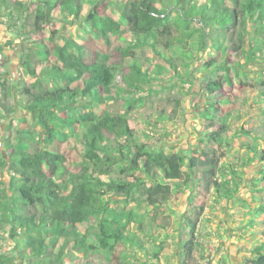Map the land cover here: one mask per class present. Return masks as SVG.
Instances as JSON below:
<instances>
[{
  "label": "trees",
  "instance_id": "1",
  "mask_svg": "<svg viewBox=\"0 0 264 264\" xmlns=\"http://www.w3.org/2000/svg\"><path fill=\"white\" fill-rule=\"evenodd\" d=\"M103 2L117 11V18L98 12ZM56 21L82 27L106 44L117 36L118 58L100 52L86 59L83 45L72 35L47 30ZM0 25L21 40L23 70L17 87L0 83V106L13 111L14 105L2 98L14 93L21 113L4 140L8 151L0 154V167L8 165L12 172L8 186L0 185V232L5 230L11 240L0 252V264H135L126 261V248L121 259L111 258L119 243L140 251L142 264H160L163 244L151 249L139 234L146 230L145 215L138 210L142 205L153 209L150 222L165 229L171 224L167 211L181 186L197 187L202 203L212 191L216 197H233L219 178L224 168L215 157L229 142L228 113L220 115L218 108L224 100L205 101L203 148L189 154H169L162 146L139 142L126 112L105 107L99 113L95 108L122 94L132 109L143 100L135 92L167 72L190 81L187 66L208 41L218 52L202 64L203 84L211 96L230 82L231 73L246 75L239 59L228 54L246 61L256 53L264 55V0H0ZM254 80L264 87L263 77ZM260 92L258 103L264 102V89ZM156 112L160 119L167 117L164 107ZM67 137L83 146L77 171L66 167L63 154L49 149ZM258 138L264 143V125ZM247 146L264 164V149ZM261 172L264 191V167ZM130 200L135 207H116L115 202ZM254 209L264 212V202ZM202 210L194 217L181 216L186 230L179 240V264H199L196 250L202 243L195 233ZM260 223L264 226V217ZM252 251L250 263L264 264V239Z\"/></svg>",
  "mask_w": 264,
  "mask_h": 264
},
{
  "label": "rangeland",
  "instance_id": "2",
  "mask_svg": "<svg viewBox=\"0 0 264 264\" xmlns=\"http://www.w3.org/2000/svg\"><path fill=\"white\" fill-rule=\"evenodd\" d=\"M98 12L110 14L114 18L118 17L117 11L112 10L105 2L101 3ZM54 13H58V10ZM54 28L60 29L62 35L69 33L78 43L82 44L88 60L100 52H107L113 60L118 58L119 40L117 36H111V43L106 44L102 39L93 38L82 27L74 24L56 21L47 26V30ZM20 44L21 40L16 35L10 34L5 25H0V83L5 81L13 88L17 87L21 71H23L21 66L19 67ZM246 51L250 49L247 47ZM147 53L148 56L152 55L151 51ZM217 54L211 41H208L206 48L194 51V58L187 66L191 69L190 81H183L177 75L172 74L173 72L164 73L150 84L142 85L141 90L135 92L142 96L143 100L140 103L135 102L132 109H129L127 103L124 102L125 98L122 94L117 101L110 99L106 105L95 108L99 113L103 112L105 107L114 113L126 112L129 125L137 130L136 137L139 142L162 146L169 154L178 150L189 154L193 148L198 150L203 148L199 139L201 132L208 130L205 125L207 121L201 115L205 101L210 97L226 102L218 108L220 115L228 113L229 142L221 146L215 157L219 159L220 165L224 168L219 178L225 187L234 192V195L228 200L224 196L216 197L217 195L212 191L206 202L202 203L196 194L197 187L191 189L181 186L182 188L173 195L170 204L171 212L167 211V214H170L171 224L165 229H159L150 222L153 209L145 204L142 205L138 210L145 215L146 230L139 234L151 249H155L160 243L163 244L164 251L160 264H179V240L186 230L181 216L188 214L194 217L195 211H199L202 206V215L199 217L195 233L202 243V246L196 250L195 261L199 264H208L211 258L214 264H232L229 257L236 250V253L240 252L242 255V264H251L253 247L264 239L262 234L264 226L260 223L264 212L254 209L264 202V191L260 189L262 185L259 182L264 164L258 158L251 156L252 150L247 146L256 144L258 148L264 149L263 141L258 138L260 126L264 125V113H262L264 102H257L260 90L264 87L259 86L254 80L258 77L264 78V55L256 53L254 59L246 61L245 56L229 53L231 59H239L240 72L246 75L237 78L231 73L230 82L224 84L217 93L211 96L203 84L206 71L202 69V64ZM155 59L157 63H162L170 69L160 57ZM51 61L56 62L54 57ZM180 72H183L182 68ZM120 75L121 73L117 72L118 78ZM2 99L14 105V110L11 112L5 111L0 106V154H5L4 152L8 150L5 148L4 140L10 136V128L12 129V126L18 123L16 118L21 113L17 105L18 98L14 96V93L3 96ZM163 107L166 109L167 117L160 119L156 114V109ZM147 115L151 116V122ZM143 130L148 133L149 138L145 137ZM82 148V144L77 139L70 137H67L65 141H55L49 146L50 150L60 152L65 156V165L72 171L78 170ZM11 175L12 172L8 165L4 168L0 167V185L7 187ZM115 203L118 209L122 207L130 209L136 204L132 200L127 203ZM91 222H87L82 230L90 226ZM2 231L0 232L3 234L2 240L0 239V252L5 251L11 241L5 230ZM124 248L128 250H126V261L135 262V264L144 262L145 257L140 251L128 248V245L125 247L121 243L116 245L111 258L121 259ZM132 250L134 253H128Z\"/></svg>",
  "mask_w": 264,
  "mask_h": 264
},
{
  "label": "crops",
  "instance_id": "3",
  "mask_svg": "<svg viewBox=\"0 0 264 264\" xmlns=\"http://www.w3.org/2000/svg\"><path fill=\"white\" fill-rule=\"evenodd\" d=\"M237 250L233 253V254H230V257H229V260L232 264H242L243 261H242V255H240V252L239 253H236ZM244 258V257H243ZM214 264V260L213 258H211L209 260V263L208 264Z\"/></svg>",
  "mask_w": 264,
  "mask_h": 264
},
{
  "label": "built area",
  "instance_id": "4",
  "mask_svg": "<svg viewBox=\"0 0 264 264\" xmlns=\"http://www.w3.org/2000/svg\"><path fill=\"white\" fill-rule=\"evenodd\" d=\"M222 264H227V263H222Z\"/></svg>",
  "mask_w": 264,
  "mask_h": 264
}]
</instances>
